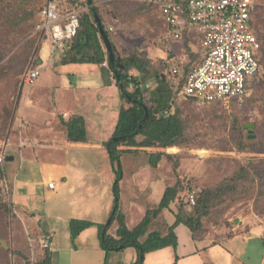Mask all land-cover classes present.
Listing matches in <instances>:
<instances>
[{
    "label": "rangeland",
    "instance_id": "1",
    "mask_svg": "<svg viewBox=\"0 0 264 264\" xmlns=\"http://www.w3.org/2000/svg\"><path fill=\"white\" fill-rule=\"evenodd\" d=\"M43 1L39 0L36 3V9L43 5ZM255 1L256 7L252 14V21L255 30L259 32L258 36L264 47V39L261 36L264 35V0ZM52 2L56 4L59 2L60 8L63 7L66 10L75 5L80 7V11L87 10V6L80 4L82 0H55ZM143 2L142 0H93V4L98 7L105 24L112 22L113 18L119 19L113 31L109 33L110 40L119 57L137 51L149 58L151 64L163 72L174 65L173 60L175 66L181 68L184 63H181L180 55L186 53L185 48L183 51L181 42L172 41L168 37L157 6ZM35 15L38 20L37 11ZM34 18L28 21L32 23ZM8 38L10 40L8 52L5 58L0 60L2 67L0 68V153L5 154L3 161L0 162V199L7 202L9 206L8 211L0 208V264H30L44 257V246L40 240L46 239L49 232L44 231L42 226L44 225L48 229V226L52 225L56 235H61V240H63L65 233H70L69 217L73 211L68 203L64 204L62 197L57 193L54 192L53 195H48L43 191L39 193L37 186L24 184L25 179L22 177L29 173L30 165H27L26 160L20 162L23 159L20 158L24 152L23 149H36L35 152L38 149L39 153L43 149L50 150L47 138L40 137V134L48 137V132L51 130L49 128L54 121L34 119V116H31L32 113L29 115L27 110L24 111L23 105L26 103L27 106H32L33 101L39 100L46 104L47 111L48 108L56 111L55 94L78 96L84 100V107L81 108L80 103L78 110H74L72 105H66L70 113L69 118L85 113L89 134L93 136V132H95L104 137L101 140L103 149L72 151V154L79 164L91 169L92 172L96 173L92 168L100 169L103 174L107 173L112 178L111 184L108 186L109 192L104 191L106 196L110 195L112 198L114 197L115 173L110 165L104 143L112 135L116 126L117 113H119L120 107L126 104V101L121 97L119 90L115 92L116 99L114 101L113 88L108 87L106 90L108 92L105 93L102 83L105 82L106 75L98 65L67 63L62 66L60 59L63 51L53 48L46 33L44 36H40L39 32L35 31V27L22 33L12 34ZM34 42L37 53L26 56L25 46H30ZM185 56L186 62L189 58L186 54ZM261 56L260 72L251 82L247 95L241 99L232 100L226 106L221 102L206 103L188 98L174 99V105L180 108L184 133L179 144L164 148L165 152L175 154V159L170 162L166 161V163L162 159L160 161L161 168L149 172L157 174L161 179L159 182L148 180V171L141 169V176L138 177L136 183L130 177L133 170L131 168L133 159L126 155L121 158L123 177L118 182V208L124 216V222L128 229H132L142 219L144 213V206L139 202H133L136 196H143L149 205L154 207L160 199L164 186L174 183L177 177L184 186L183 190L185 187H192L196 190L198 197L203 189L221 188L220 185L229 181V177L233 176L241 167L248 168L249 175L244 177L238 188L230 193L226 191L222 194L220 197L222 201H219L210 214L203 218L202 230L197 233L198 237L202 238L205 244L215 245H212L208 251H204L202 248L201 253L194 257V264L217 262L219 264H257L261 258L264 260L263 51ZM26 57L28 61L21 73L17 74ZM165 59L169 60L170 64ZM194 60L198 61L197 58L192 59V61ZM6 61L7 63H5ZM30 64L35 67L34 69L39 70L38 78L32 85L26 84L24 80L25 72L28 71ZM59 66L63 67L66 73L57 78L55 72ZM68 71L74 74H69ZM65 81L68 84L70 82L81 83L83 90H65L67 88L63 86ZM99 82L97 91H94L95 86L89 85ZM55 84L60 87H55ZM111 84L112 82H108L107 86ZM154 86L153 79L148 80L147 84H143L145 88L143 94L149 95ZM38 91H40L39 96L37 95ZM107 94L108 96H106ZM118 99V104H116ZM175 106L172 107V110ZM58 124L60 123L58 122ZM91 125H93V129ZM252 143L256 144L255 149L250 148ZM124 147V145L119 146V148ZM49 154L47 152L39 160L51 162L52 159H58L55 154ZM175 162H178L177 171L173 167ZM170 167L175 173H172ZM38 172L34 174H38ZM50 172L54 173L53 168ZM35 178L38 180V176ZM147 182L150 188L148 193ZM137 189L143 191L137 192ZM179 198H177V202L174 200L171 203L174 211L177 209ZM131 200L133 204L130 203ZM129 205L134 208L129 209ZM48 209L59 214L47 215ZM170 214L172 213L167 212L166 215L171 219ZM55 215H58L59 218ZM34 217H37L36 220ZM41 217L42 221L39 225ZM242 224L246 226L244 231L248 230V226L255 228L253 237L245 239V243L242 241L243 235H240V230H238ZM236 225L238 226L235 227ZM117 227V222H114L108 231L113 233ZM175 232L180 244L179 253L194 248L186 226L179 225ZM234 236L235 241L230 243L231 248L241 253L240 250L237 251L238 243L240 247L243 245L242 249L248 252H244L240 262L235 258L229 263V252L233 253L229 250V238ZM69 237L72 242L71 236ZM140 240L143 241L144 237ZM1 241L7 245L6 248L1 244ZM87 242L90 245H93V242L100 243L98 238ZM133 249L135 248L132 246H126L119 251L109 250L107 254L105 252L106 257L103 258V264L120 262L129 252H133ZM161 250L164 252V256L168 255L169 262L178 254L170 246ZM156 254L155 251L147 252L142 264H159V261H164V259L159 260ZM136 262L137 257H134L129 264H136ZM182 264H187V261Z\"/></svg>",
    "mask_w": 264,
    "mask_h": 264
},
{
    "label": "trees",
    "instance_id": "2",
    "mask_svg": "<svg viewBox=\"0 0 264 264\" xmlns=\"http://www.w3.org/2000/svg\"><path fill=\"white\" fill-rule=\"evenodd\" d=\"M38 1L0 0V60L5 58L8 52V44L10 43L8 37L10 35L22 33L29 28L35 27V31L39 32L40 36H44L37 30V26L43 22L40 13L42 5L38 9L35 7ZM45 2L46 0L42 4ZM80 4L87 6V10L80 11V7L77 5L66 10L63 7L60 8L59 2L57 4L60 14H64L65 11H79L77 32L70 40L65 41L60 63H92L98 65L106 75L105 83L111 82L113 79L126 104L120 107L115 129L104 143L110 165L115 173L113 206L109 214V218L111 219L109 220L108 218L105 223H94L89 220L71 218L69 220L70 236L74 240L82 230L90 226H96L97 236L100 241L99 245L106 254L109 250L119 251L126 246H132L137 251L136 264H142L147 252L169 246L173 250H176L178 237L175 228L178 225L187 227L191 240L196 242L202 240V238L198 237L197 233L202 230L203 218L210 214V211L213 210V207L217 206L219 201H222L220 199L222 194L226 191L230 193L238 188L244 177L249 175V170L246 167H241L233 176L229 177V181L220 185L222 190L219 187L215 190L211 188L203 189L198 197L196 195L194 204H190L181 196L184 186L177 177L174 183H170L164 187L163 193L154 207L149 205L143 196H136L134 200L144 206V213L142 219L132 229H128L124 222V216L118 208V182L123 177L121 158L124 155L129 156L133 159L131 162L136 167L147 166L151 171L157 169L162 159H164L165 163L166 161L170 162L172 159H175V154L165 151H148L141 147L167 148L179 144L178 142L184 133V126L180 115V108L174 105V99L179 98L177 90L183 84L188 70L200 60V52H195L194 46L197 45V41L190 36L185 34L183 39L178 40L181 42L182 50L183 48L186 50L184 55L186 54L189 59L186 62V59L181 62L184 64L179 68L180 75L177 77V84H175V79L171 77L170 72L171 67L175 65H172L169 70L165 69L166 71L163 72L153 66L149 58L137 51L120 56L121 63L118 65L116 59L111 61L108 58V52L103 45V38L99 34V26L95 21V15L99 18L101 26L108 37L111 32L107 30V26L111 22L105 24L98 11V7L93 4V0H82ZM36 11L39 16L38 20H36ZM33 18L34 21L32 23L28 21ZM252 29L264 53L263 42L258 36L259 32L255 30L253 21ZM261 36L264 39V35ZM111 45L115 57H117L118 55L112 42ZM25 48L26 56L37 53L35 42L31 43L30 46H25ZM193 58H197L198 61H192ZM27 61L28 58L26 57L21 70L17 71V74L21 73ZM166 62L170 64L169 61L166 60ZM0 68L2 67L0 66ZM34 68L30 64L28 70ZM150 79H153L155 86L151 89L149 95L146 96L143 94L145 89L143 84H147V81ZM144 86L146 87V85ZM188 99L194 100L192 98ZM173 106H175L174 110H172ZM146 112L147 118H145ZM65 126L66 137L69 141L86 142L87 136L82 115L69 119L65 122ZM120 145L127 146L128 148H119ZM250 148L255 149L256 144H250ZM173 167L177 171L178 162H175ZM170 170L172 173H175L173 168L170 167ZM146 188L148 193L150 188L148 186ZM137 192L141 191L137 189ZM177 198L180 200L176 211H174L171 203L174 200L177 202ZM0 208L8 211V203L0 199ZM167 212L172 213L170 214L171 219L166 215ZM41 221L42 217L39 220V225ZM114 222H117L118 227L115 228V232L110 233L108 229L114 225ZM42 227L44 231L49 232L44 225ZM142 237H144L143 241L140 240ZM47 242V245L44 247V257L30 264H51V247L48 239ZM177 258L178 256L175 255L172 264H176Z\"/></svg>",
    "mask_w": 264,
    "mask_h": 264
},
{
    "label": "built area",
    "instance_id": "3",
    "mask_svg": "<svg viewBox=\"0 0 264 264\" xmlns=\"http://www.w3.org/2000/svg\"><path fill=\"white\" fill-rule=\"evenodd\" d=\"M157 6L168 37L173 41L184 35L197 41L200 60L193 65L177 90L179 98H192L199 102H221L225 106L232 100L247 95L251 82L261 68V44L252 29L255 0H142ZM76 10L60 14L58 5L47 0L41 7L43 22L37 26L46 33L53 48L62 51L65 41L75 36L79 26ZM119 22L113 18L107 26L113 31ZM106 64V63H105ZM171 77L178 83L179 67H171ZM39 71L25 72L26 84L32 85ZM65 115V114H63ZM5 154L0 153V162ZM53 188L54 182H48ZM181 196L194 204L196 190L186 187ZM43 246L46 239L40 240Z\"/></svg>",
    "mask_w": 264,
    "mask_h": 264
},
{
    "label": "crops",
    "instance_id": "4",
    "mask_svg": "<svg viewBox=\"0 0 264 264\" xmlns=\"http://www.w3.org/2000/svg\"><path fill=\"white\" fill-rule=\"evenodd\" d=\"M180 56H181V61H184L186 59L184 54ZM174 62L175 61L173 60L172 63L175 65ZM43 63L45 62L43 61ZM61 65L63 66L64 64H61ZM65 71L66 70L63 67L60 68L59 66L55 72V76L59 78L61 74L66 73ZM67 73L72 74V75L74 74L73 72H69V71ZM67 80L69 81V79ZM111 82L112 84L108 86H107V83L105 82L102 83V88L105 91V93L108 92L106 91L108 87L113 88L112 95L115 96L113 98V101H114L116 99L115 92H118L119 89L116 86L114 81H111ZM89 85L95 86L94 91H97L96 88L100 85V82L91 83ZM54 86L60 87L58 84H55ZM63 86L67 87L65 88V90H68V89H72V90L74 89L76 91L79 89L83 90V85L81 83L70 82V84H68L67 81H65V85ZM44 92H46L45 89H44ZM108 94L106 96H108ZM37 95L38 96L40 95V91L37 92ZM55 95L56 96L54 97V99H56V103H57L56 111L54 109L50 110V108H48V111H47L46 104L43 101H39V100L33 101L32 106L31 105L27 106L28 104L26 103L23 105L24 111L27 110L29 115H31L32 113L33 115L31 116H34V119L39 118L41 121L45 120L47 122L54 121L52 123L51 128H49L51 130L48 132L49 133L48 137L43 136L42 133L40 134V137H43L44 139L47 138L48 144L50 146V150L43 149L39 153L38 149H37V152H35L36 149L32 150V148L30 150H27L26 148L23 149L24 152L20 156V158L22 157L23 159H21L20 162L26 160L27 165H30V168L28 170L29 173L25 177H22L25 179L24 184L28 186L31 184L32 186H37L39 193L40 191H43L47 193L48 195H53L54 192L57 193L60 197H62L64 204L68 203V205L70 206V209L73 211L69 219L76 218V219L89 220L94 223H104L105 220H107V217L109 216L110 211L113 206V197L110 198V195L109 196L107 195L108 196L107 197L104 194V191H106V193L109 192L108 186H110L112 178L107 173L103 174L102 170L100 169L92 168L93 170L96 171V173L92 172L91 169H88L84 165L79 164V162L76 160V158L72 154L73 153L72 151H79V150H87V151L95 150V149L102 150L103 147H102L101 140H103L104 137H102L100 134H97L95 132H93V136L89 134V131H88L89 125L86 122L87 118H86V114L84 113V115L83 114H79V115H82L84 119V125H85L86 136H87L86 142L69 141L66 137L65 122H67L71 118H69L70 113L68 112V108H66V105H72V108H75L74 110H78V106L80 105V103H81L80 105L81 108L84 107L83 106L84 100L82 98H78V96H72V95L64 96L62 94H55ZM57 100H59V102H57ZM118 101L119 99L117 100L116 104H118ZM112 112L114 113V109L112 110ZM58 122L60 124H58ZM93 125H91L92 129H93ZM107 128L108 126L106 127V130ZM124 148H128V147L125 146ZM130 148H133V147H130ZM141 148L148 150V151H164V148H160V147H141ZM47 152L50 153L49 155L55 154L58 159H52L51 162H48L47 160L40 161L42 159L41 156L46 155ZM56 160H58L59 163H57L58 161L56 162ZM159 167L161 168L160 163L158 164L157 169H154L153 171L158 170ZM51 168H53L54 173L50 172ZM131 168H133V170L130 174V177L133 178L136 181V183H137L138 177L140 178L141 176L140 171L144 169L148 171V174H149L148 180L156 181V182H159L161 180L157 174L149 173L151 172V169L147 166L146 167H143V166L136 167L135 164L133 165L131 164ZM37 171H39L38 174L37 173L34 174ZM96 174H99V175H96ZM37 176H38V180L35 178ZM96 177H98V179H96ZM50 181L54 182L53 188L48 187V182ZM146 186L149 187L148 182ZM39 188H41L42 190ZM139 191H142V190H139ZM133 202H137V201L133 199ZM133 202L132 200L130 201V203L132 204ZM132 208L134 207L129 205V209H132ZM46 212H47L46 213L47 215H51V216L54 214H59L58 212H54L52 209H48V211ZM142 213H143V209H142ZM55 216L59 218L58 215H55ZM178 226L175 229H177ZM237 226L238 225H236L235 227ZM245 227L246 226L242 224L238 228V230H240L239 234L243 235L242 236L243 243H245V239H250L251 237H253V232L255 230V228L248 226L247 227L248 230L244 231L243 229ZM47 230L49 231L48 237L50 236V239L46 237V240L47 239L49 240V245L50 247H52L51 257H50L51 264H103L104 262L103 258L106 257L105 251L96 242L95 243L93 242V245H90L87 242L88 240L98 238L96 226H91V227H88L82 230L77 235V237L74 240H72V242L69 237L70 236L69 232L68 233L66 232L64 235L65 236L64 239L61 240V235L58 234V231H57L58 235H56L55 228L52 225L48 226ZM52 232L53 234H51ZM234 238L235 236L232 238H229V250L233 252V253L229 252V263L235 258L237 259L238 262H240L241 256L244 254V252L245 253L248 252L247 250L242 249L243 245L240 247L239 246L240 244H238L237 241H236L238 245L237 251L240 250L241 253L234 251L231 248L232 246L230 244L235 241ZM191 242L192 244H194V248L189 249L188 251H184L183 253L181 252L179 253L180 244L178 243L177 248H176V251L178 252V254H176L178 256L176 260V264H182L183 262H186V261H187V264H194V257L196 255L201 253L202 250L208 251L212 245H215V244H210V243L205 244L203 240H200L197 242L191 240ZM155 253H157L156 255L159 260L164 259V261H159V264H171L173 259H175V256H174L172 261L169 262L168 255L164 256V252L161 249L156 250ZM134 257H137V252L135 249H133V252H129L126 257L124 256L120 262L118 261L113 262L112 260L113 263L112 262L111 263L112 264H129L131 259ZM213 264H219V263L217 262ZM257 264H264L263 258H261L259 263Z\"/></svg>",
    "mask_w": 264,
    "mask_h": 264
},
{
    "label": "water",
    "instance_id": "5",
    "mask_svg": "<svg viewBox=\"0 0 264 264\" xmlns=\"http://www.w3.org/2000/svg\"><path fill=\"white\" fill-rule=\"evenodd\" d=\"M95 21L97 22V24H98V26H99V34H100V36L103 38V43H104V46H105V48H106V50H107V52H108V58H109V60H111V61H114L115 59L117 60V64L118 65H120V57L119 56H117V57H115V54H114V51H113V49H112V45H111V42H110V40H109V37H108V35L104 32V29H103V27L101 26V23H100V21H99V18L97 17V15H95ZM145 118H147V112H146V114H145ZM111 218H109V220H110ZM108 220V221H109ZM1 244L3 245V246H5V248L7 247V245L4 243V242H2L1 241Z\"/></svg>",
    "mask_w": 264,
    "mask_h": 264
}]
</instances>
